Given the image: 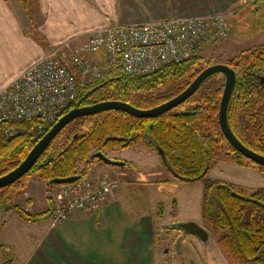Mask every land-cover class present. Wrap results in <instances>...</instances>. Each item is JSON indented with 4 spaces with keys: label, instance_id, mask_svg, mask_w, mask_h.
<instances>
[{
    "label": "trees",
    "instance_id": "16d2710c",
    "mask_svg": "<svg viewBox=\"0 0 264 264\" xmlns=\"http://www.w3.org/2000/svg\"><path fill=\"white\" fill-rule=\"evenodd\" d=\"M18 2L27 11L31 0ZM201 60L195 57L167 65L144 77L128 76L114 69L104 81L81 90L69 110L109 101L127 103L140 110L155 108L190 85L202 72ZM227 65L236 73L227 109L229 128L240 143L264 156V86L255 77L264 72V49L241 52L234 64ZM215 77L207 79L182 105L157 118L139 119L122 111L104 110L72 121L51 141L26 175L0 189V209L16 208L28 223L50 219V211L26 214L20 203L15 202L28 188L30 179L37 178L49 185L55 179L72 176L85 179L97 164L104 165L99 159H91L93 154L143 143L157 154L162 151L165 162L159 156L160 161L175 181L203 184L202 223L209 233L217 236V244L227 261L264 264V189L248 191L207 178L219 161L255 169L264 175V167L241 156L222 135L217 114L224 85L215 81ZM34 145L25 136L5 140L0 130V177L17 168ZM126 166L124 163L123 167ZM162 217L163 210L158 204L156 218Z\"/></svg>",
    "mask_w": 264,
    "mask_h": 264
},
{
    "label": "crops",
    "instance_id": "0c3cea01",
    "mask_svg": "<svg viewBox=\"0 0 264 264\" xmlns=\"http://www.w3.org/2000/svg\"><path fill=\"white\" fill-rule=\"evenodd\" d=\"M241 2L242 0H31L28 10L24 11L18 0H0V89L38 62L47 50L65 43L81 45L96 30L172 19L204 18L216 14L231 16ZM146 151L150 153L151 150ZM157 159L162 163L158 154ZM123 168L104 175L119 177L121 182L128 175L132 177L135 173H143L135 167L130 170ZM246 169L254 170L244 168V171ZM146 173L152 180L161 175L157 168ZM170 178L173 181L171 184L166 183L157 188H153L145 179L127 181L128 187L132 185V188L136 182H146L149 198L145 207L137 205L140 203V194L132 196L129 202L120 190V185L119 190L98 213H77L58 224H52L50 219L28 223L10 208L11 211L2 215L0 224V246L12 253L5 264H229L218 251L210 257L197 259L188 256L168 259L164 256L168 253L167 250H163L160 255L157 246L160 226L164 229L173 223L195 222L204 228L201 221L190 218L170 221L169 225H159V222L165 221L166 215L165 198H159L162 190L173 187L177 197L184 186L191 185L181 184L171 176ZM196 184H201L203 196V184ZM25 197L32 214L47 211L44 185H30ZM155 201L164 206L161 220L156 218L157 212L151 206ZM8 214H11L9 220L6 217ZM199 244L208 249L212 245V235L210 234L206 244L200 241Z\"/></svg>",
    "mask_w": 264,
    "mask_h": 264
},
{
    "label": "built area",
    "instance_id": "2783aa9c",
    "mask_svg": "<svg viewBox=\"0 0 264 264\" xmlns=\"http://www.w3.org/2000/svg\"><path fill=\"white\" fill-rule=\"evenodd\" d=\"M229 15L114 26L90 34L81 45L46 51L34 65L0 89V130L5 140L25 136L36 144L76 102L81 90L114 69L144 77L199 57L231 33ZM120 188V180L91 176L50 185L46 192L52 224L77 213H98ZM22 211L32 214L31 208Z\"/></svg>",
    "mask_w": 264,
    "mask_h": 264
},
{
    "label": "rangeland",
    "instance_id": "374dc122",
    "mask_svg": "<svg viewBox=\"0 0 264 264\" xmlns=\"http://www.w3.org/2000/svg\"><path fill=\"white\" fill-rule=\"evenodd\" d=\"M241 3L242 4L240 7L237 8L236 11L228 18L231 28L230 35L225 40L211 44L201 51L199 58L202 59V70L216 64H234L241 52H250L255 49H264V0H242ZM215 81L222 82L224 85V77L222 75H217L215 77ZM146 148L147 147L144 146L143 143H139L131 148H118L104 152L105 156L112 161L127 163V166L124 168H127L128 170L133 169L132 167H135L140 171H143L142 174L135 173V176H132L134 178L128 175V177L124 178L125 180L120 182V185H122L120 190H122L123 195L127 197L129 202L132 196H137L140 194V203L137 205L141 207L148 205L147 199L149 197H147L148 191L145 187L146 182L150 183L153 188H157L159 185L166 183L171 184L172 181L170 178L171 175L169 173L167 174V170H165L163 164L158 162L156 152L151 150L150 153H148L146 151L148 148ZM154 168L159 169V172H161V175L156 176V180H152V178H150L146 173L147 171ZM118 169H122V167L119 168L97 164L94 167L91 176H105L108 172L110 173L119 171ZM110 177L117 178L116 176ZM207 178L213 181L233 184L242 188L244 187V189L247 188L248 191L264 189V175L260 174L259 171L255 169L250 171H247L246 169L244 171L243 167L236 166L229 162H216L209 171ZM132 179H145L146 182L140 181L141 184L136 182V184L133 185V188L137 187V189H133L132 185H129V187L127 185V181ZM32 184L44 185L45 194L50 186L46 182H42L37 178L30 179L28 188L15 201L20 203L21 210L28 206L26 204L28 200H26L25 194L28 192L29 187ZM200 187L201 184L196 183L191 184L190 186H184L177 197L175 188L168 187L170 190L163 189V192L159 194V198H165L166 215L165 221L159 222V225H169L168 222L170 221H183L188 218L197 222H202V193L200 191ZM199 191L200 193H198ZM175 197L176 203L174 200ZM157 201L151 204V206L155 208V213L157 212L158 204L162 207L164 212L163 204L157 203ZM11 210L13 213H17L16 208H11ZM11 210L4 212L2 208L0 209V224L3 217L2 215L8 213ZM10 215L11 214H8L6 216L8 220L10 219ZM161 227L162 226H160L161 232L159 238H157V246L159 247L158 249H160V255L163 250L168 251V253L164 255L165 257H168V259L179 257L184 258L185 256H188L191 259L206 258L214 255L216 251L220 252L223 257H225L219 248V245L217 244V236L213 233H210L212 235V245L206 249L202 247V245L199 244V240L192 235L184 234L179 230H171L169 228L162 229ZM11 257V251L6 252L4 248L0 246V262H8Z\"/></svg>",
    "mask_w": 264,
    "mask_h": 264
},
{
    "label": "water",
    "instance_id": "95a60500",
    "mask_svg": "<svg viewBox=\"0 0 264 264\" xmlns=\"http://www.w3.org/2000/svg\"><path fill=\"white\" fill-rule=\"evenodd\" d=\"M215 75H222L224 77L223 92L218 108V124L222 135L228 144L236 150L241 156L251 161L255 165L264 167V156H261L252 150L245 147L239 140L235 137L229 128L227 121V109L228 104L235 86L236 73L235 71L227 65L216 64L209 66L202 70V72L190 83V85L178 96L169 100L168 102L148 110H140L130 106L127 103H122L118 101H109L96 103L91 106L78 107L69 110L50 128V130L34 145L32 150L26 156V158L20 163V165L15 168L10 173L3 177H0V189L5 188L16 181L20 180L24 175H26L31 168L36 164L42 153L49 146L51 141L57 136V134L66 127L72 121L94 115L98 112L104 110H116L122 111L126 114L139 118V119H152L157 118L175 108L182 105L187 101L197 89L210 77ZM114 139V138H111ZM158 155L165 162L164 155L161 150H158ZM91 159H99L104 165L111 167H123L124 163L116 162L108 159L102 153H95L91 156ZM79 177L72 176L66 179H55L50 182L51 185H63L69 184L77 181ZM11 207L7 206L3 208V211L9 210ZM166 228L171 230H179L184 234L192 235L196 237L201 243L206 244L210 239V233L195 222H185V223H173Z\"/></svg>",
    "mask_w": 264,
    "mask_h": 264
},
{
    "label": "flooded vegetation",
    "instance_id": "af4514ba",
    "mask_svg": "<svg viewBox=\"0 0 264 264\" xmlns=\"http://www.w3.org/2000/svg\"><path fill=\"white\" fill-rule=\"evenodd\" d=\"M228 66V65H227ZM231 68V67H230ZM233 69V68H232ZM217 76V75H215ZM257 82L260 86H264V72L258 73L255 75ZM0 264H5L4 261H1Z\"/></svg>",
    "mask_w": 264,
    "mask_h": 264
}]
</instances>
